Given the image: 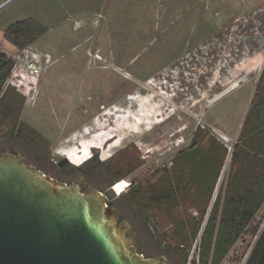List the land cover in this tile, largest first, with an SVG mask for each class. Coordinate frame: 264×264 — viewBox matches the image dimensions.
<instances>
[{
  "label": "rangeland",
  "instance_id": "obj_1",
  "mask_svg": "<svg viewBox=\"0 0 264 264\" xmlns=\"http://www.w3.org/2000/svg\"><path fill=\"white\" fill-rule=\"evenodd\" d=\"M4 2L0 54L12 62L10 72L17 66L33 81L28 97L3 84L15 95L11 113H0V149L11 145L58 177L65 174L57 166L64 156L72 158L70 166L93 160L100 169L89 176L97 187L116 182L119 170L125 175L119 181L128 184L120 197L131 205L124 217L134 224L137 251L203 264L206 221L217 196L219 218L245 114L264 95L255 93L264 71V0ZM26 19L41 32L27 43L7 41L8 27ZM24 48L39 54L37 60L21 58ZM209 140L226 151L211 199L192 195L153 206L150 198L165 189L159 185L172 186L173 174L160 177L178 152ZM133 186L142 195L134 204L128 202ZM263 229L264 203L220 264H246Z\"/></svg>",
  "mask_w": 264,
  "mask_h": 264
},
{
  "label": "water",
  "instance_id": "obj_2",
  "mask_svg": "<svg viewBox=\"0 0 264 264\" xmlns=\"http://www.w3.org/2000/svg\"><path fill=\"white\" fill-rule=\"evenodd\" d=\"M105 196L111 200L115 193ZM107 206L94 188L60 183L15 147H2L0 264H169L139 254L134 235H127V225L121 228Z\"/></svg>",
  "mask_w": 264,
  "mask_h": 264
},
{
  "label": "trees",
  "instance_id": "obj_3",
  "mask_svg": "<svg viewBox=\"0 0 264 264\" xmlns=\"http://www.w3.org/2000/svg\"><path fill=\"white\" fill-rule=\"evenodd\" d=\"M41 30L42 28L36 22L26 19L9 26L4 37L7 41L19 45L20 43L16 42L18 37L27 43L26 37H30L33 32L39 33ZM11 67L12 62L0 54V113L4 115L11 113L9 102L13 101V95H15L8 90L3 91V84L10 74ZM261 81H263L262 86ZM255 93L264 94V71ZM20 130V126L15 128L14 140L17 139ZM225 153L223 146L212 143L211 140L200 145L194 141L188 150L178 152L171 171L160 177V179H169L173 174L172 186L168 185L166 180L159 185L165 184V189L159 196L154 194V198H150L153 206L164 205L171 198L175 200L178 197L181 199V197L187 198L192 195L197 199H211L222 170ZM230 165V172L232 173L234 169L236 172L227 179L219 218H217L219 199L217 196L203 230L201 238L203 264L209 260L210 264H220L264 203V95H258L257 101L249 106L245 114L239 146H234ZM116 173L115 177L118 181L125 176L124 173L120 174L119 170ZM232 181H234L233 185ZM145 193L149 194L150 189L147 188ZM140 194L141 191L136 186L130 196L133 203L137 202L136 197L142 200ZM181 258L184 260V257ZM246 264H264V229Z\"/></svg>",
  "mask_w": 264,
  "mask_h": 264
},
{
  "label": "flooded vegetation",
  "instance_id": "obj_4",
  "mask_svg": "<svg viewBox=\"0 0 264 264\" xmlns=\"http://www.w3.org/2000/svg\"><path fill=\"white\" fill-rule=\"evenodd\" d=\"M90 159H92V158H90ZM85 162H87V160ZM59 163L60 162L57 163V166L58 167H59V165H58ZM69 163H70V161L67 162L66 164H64L62 167H59V168H64L65 169V174L63 175V177H58L55 174H52L50 171H47V170L46 171H42L41 169H38L35 166L34 167L37 170L41 171L42 173L47 174L49 177L53 178L54 180H56V181H58L60 183H64L66 185H75V186H78L81 191L84 188H86L87 186H89L91 188H94L101 195L103 201L108 204L107 208L110 209V210H112L115 213V215L117 217V221H118L117 224L121 228H123V225L124 224L127 225L128 231H129V233H127V235H131L132 232L135 233L134 224H133L132 220L130 218L128 219V218H125L124 217L125 209H127V207L131 208V205L130 204L127 205L126 204L127 201L124 200V198L120 197L121 195L122 196L126 195L127 194L126 193L127 191L123 192L121 195L116 194L115 191H114V189H116V187H115L116 184L119 183L120 181H118L116 179V182H114L112 184H107V181H105L103 184H101V185H99V187H97V186L91 184V182H90L91 176H89V174H91L93 172L95 173L98 169H100V166H98V164L95 161L90 160L86 165H83L84 163H82L80 166H75L73 164H72L73 166H70V165H68ZM106 170H102L101 172L103 174H105L106 177H109L110 174H108V172ZM132 185L133 184L131 182L130 186H132ZM135 188H136V186H133V188L131 190H134L135 191ZM108 190H113V192L115 193V197L113 199H111V200H108L106 198V196H105V193ZM124 193H126V194H124ZM132 193H130V195H129V201H128L129 203H132V200L130 198V196H131ZM124 201H125V203H124ZM123 203L125 205H123ZM135 210L136 211L137 210L139 211L138 212L139 213L138 214L139 216L143 213V209L142 208L137 207V209H135ZM134 246H135V242H134ZM136 251H137V248H136ZM138 253L141 254V255H143L140 252H138ZM143 257H145V256L143 255ZM160 257H163L165 260H167V262L169 264H181V261H182V263L185 264L184 260L181 257H179V256L175 257L172 263L167 258H165L164 256L160 255Z\"/></svg>",
  "mask_w": 264,
  "mask_h": 264
},
{
  "label": "built area",
  "instance_id": "obj_5",
  "mask_svg": "<svg viewBox=\"0 0 264 264\" xmlns=\"http://www.w3.org/2000/svg\"><path fill=\"white\" fill-rule=\"evenodd\" d=\"M8 2H4L0 4V11L5 10L8 6ZM26 48L22 49L20 51V53L23 54V56L21 58L23 59H31L32 62L37 60V58L39 57V54L35 53V54H29L27 52V50H25ZM37 54V55H36ZM32 68V67H31ZM33 68H32V72H33ZM31 72V73H32ZM33 81V77L31 75H29L28 72H24L21 69H19L17 66L14 67V69L11 70L7 80L5 81V84H10L12 87H14L16 89V91H18L20 94H22L24 97H28L29 93H30V84ZM6 87V86H5ZM124 183L126 185H128L126 183V181H122L120 183L116 184V189L119 190L124 186Z\"/></svg>",
  "mask_w": 264,
  "mask_h": 264
},
{
  "label": "bare ground",
  "instance_id": "obj_6",
  "mask_svg": "<svg viewBox=\"0 0 264 264\" xmlns=\"http://www.w3.org/2000/svg\"><path fill=\"white\" fill-rule=\"evenodd\" d=\"M234 87H235V85L233 84V85L231 86V89L234 88ZM125 122H126V121H125ZM125 128L127 129L128 127H127V126H126V127H123V128H121V127H117V128H116V131H120V130L125 129ZM121 133H122V132H121ZM120 138H121V137H120ZM120 138H119V140H120ZM121 139H123V138H121ZM119 140L112 144V148H116V147H117V145H118V143H119ZM82 153H83V152H82ZM68 156H69V155H68ZM68 156H64V157L67 158V159L70 161V163H71V159H72V158L70 157V158H71V159H70ZM75 157H76V156H75ZM84 162H85V161H84ZM84 162H83V163H84ZM81 164H82V163H81ZM81 164H80V165H81ZM78 166H79V165H78ZM114 191H115L116 194H119V195H120L121 193H123V192L121 191V189H119V190L114 189Z\"/></svg>",
  "mask_w": 264,
  "mask_h": 264
}]
</instances>
